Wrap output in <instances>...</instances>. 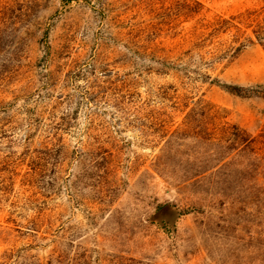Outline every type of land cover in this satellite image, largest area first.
Segmentation results:
<instances>
[{
    "label": "rangeland",
    "instance_id": "1",
    "mask_svg": "<svg viewBox=\"0 0 264 264\" xmlns=\"http://www.w3.org/2000/svg\"><path fill=\"white\" fill-rule=\"evenodd\" d=\"M263 5L0 0V264H264V47L194 46Z\"/></svg>",
    "mask_w": 264,
    "mask_h": 264
},
{
    "label": "trees",
    "instance_id": "2",
    "mask_svg": "<svg viewBox=\"0 0 264 264\" xmlns=\"http://www.w3.org/2000/svg\"><path fill=\"white\" fill-rule=\"evenodd\" d=\"M198 10H192V13H196ZM209 31L206 32L204 38L198 41L194 46L201 48L208 43H212L213 39L219 37L221 34H228L229 40L219 42L221 46L218 49L217 54L211 51H206L201 58H206L208 66H212L214 62H219L224 58L234 57L239 53L246 44H252L257 42L264 47V5L259 8H248L243 12L236 15H232L228 18L219 16L218 18L210 21L206 24ZM215 81V80H214ZM229 90L238 95L239 89L236 86H229ZM210 109L206 108L201 101H198L196 106L192 107L186 114L185 127L182 130L175 129L169 136L174 138H187L195 137L200 138L201 134L206 132V128L202 124H207L210 118ZM208 118V119H207ZM206 140V139H205ZM169 141V140H168ZM222 141V138L219 139ZM224 142H226L224 140ZM220 143V142H218ZM242 149H249L251 152H255L254 139L245 133V137L241 138ZM223 147L230 149L236 148L232 144H225Z\"/></svg>",
    "mask_w": 264,
    "mask_h": 264
},
{
    "label": "water",
    "instance_id": "3",
    "mask_svg": "<svg viewBox=\"0 0 264 264\" xmlns=\"http://www.w3.org/2000/svg\"><path fill=\"white\" fill-rule=\"evenodd\" d=\"M167 206H163L161 209H160V214L164 213L165 212V209H166Z\"/></svg>",
    "mask_w": 264,
    "mask_h": 264
}]
</instances>
